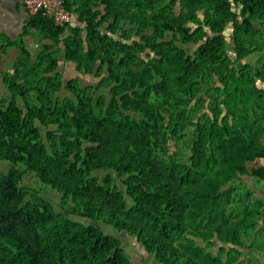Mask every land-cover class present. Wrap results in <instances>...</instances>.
<instances>
[{
	"label": "trees",
	"instance_id": "obj_1",
	"mask_svg": "<svg viewBox=\"0 0 264 264\" xmlns=\"http://www.w3.org/2000/svg\"><path fill=\"white\" fill-rule=\"evenodd\" d=\"M65 7L74 25L29 16L43 43L1 75L0 264H131L76 212L159 264L253 262L249 250L264 251V72L252 58L264 56V0ZM58 58L98 80L63 83ZM22 172L60 192L63 209Z\"/></svg>",
	"mask_w": 264,
	"mask_h": 264
},
{
	"label": "rangeland",
	"instance_id": "obj_2",
	"mask_svg": "<svg viewBox=\"0 0 264 264\" xmlns=\"http://www.w3.org/2000/svg\"><path fill=\"white\" fill-rule=\"evenodd\" d=\"M226 36L228 43L231 42V28L230 26L226 29ZM194 47H188V51L192 52ZM254 60V63L256 66L262 69L264 72V56H254L252 57ZM57 71L62 73V81L65 83L70 78H77L80 77V79H91L93 81L98 80V78H94L92 76H85L77 71H75L73 63H63L62 59L60 58L58 61ZM258 85L261 87H264V82H259ZM62 94H68L65 89L62 88L61 90ZM8 93H0V98L7 96ZM11 165L7 162L0 161V170L1 171H7ZM22 179L25 186H27L33 194H37L38 196L45 197L49 200H51L55 206L56 209H63L61 207V197L62 194L58 192L56 189H53L51 186L43 184L33 173L28 172H22ZM104 174V172H101V175ZM70 201V200H69ZM68 206V205H67ZM64 207V206H63ZM66 207V206H65ZM67 208V207H66ZM70 219L73 221H76L80 223L83 226H92L96 227L102 230V232L106 235H109L110 237L118 240L119 247H122L125 251V253L128 255L131 264H159L153 260V258L145 253L137 244L135 239L123 232L122 230L111 226L109 224L104 223L103 219H91L88 217H84L76 213H70L68 215ZM250 251L248 252V256H246V259L253 260V262H250V264H254V262L259 260L260 262H264V251L257 250L256 252ZM254 254V257L249 258L251 255Z\"/></svg>",
	"mask_w": 264,
	"mask_h": 264
},
{
	"label": "crops",
	"instance_id": "obj_3",
	"mask_svg": "<svg viewBox=\"0 0 264 264\" xmlns=\"http://www.w3.org/2000/svg\"><path fill=\"white\" fill-rule=\"evenodd\" d=\"M28 20L29 15L22 0H0V93L5 92L1 75L12 69L21 50H27L34 59L43 43L36 30L28 28ZM71 24L74 25L73 19Z\"/></svg>",
	"mask_w": 264,
	"mask_h": 264
},
{
	"label": "built area",
	"instance_id": "obj_4",
	"mask_svg": "<svg viewBox=\"0 0 264 264\" xmlns=\"http://www.w3.org/2000/svg\"><path fill=\"white\" fill-rule=\"evenodd\" d=\"M29 16L41 12L51 18L56 26H63L71 21V13L65 7V0H22Z\"/></svg>",
	"mask_w": 264,
	"mask_h": 264
}]
</instances>
